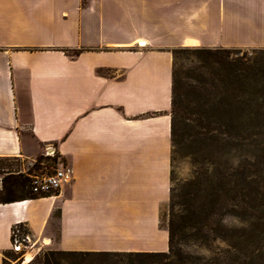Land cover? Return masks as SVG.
Returning <instances> with one entry per match:
<instances>
[{
	"label": "crops",
	"instance_id": "0c3cea01",
	"mask_svg": "<svg viewBox=\"0 0 264 264\" xmlns=\"http://www.w3.org/2000/svg\"><path fill=\"white\" fill-rule=\"evenodd\" d=\"M180 47L264 49V0H0V159L54 147L72 172L54 195L0 204V264L16 225L33 255L41 240L167 252Z\"/></svg>",
	"mask_w": 264,
	"mask_h": 264
},
{
	"label": "trees",
	"instance_id": "16d2710c",
	"mask_svg": "<svg viewBox=\"0 0 264 264\" xmlns=\"http://www.w3.org/2000/svg\"><path fill=\"white\" fill-rule=\"evenodd\" d=\"M177 51H171L173 58ZM194 52L205 54V120L180 93V80L172 69L170 155L189 143L229 138L237 141L239 149L230 172L223 171L215 157L205 162V168L197 167V174L179 194L173 196L170 189L166 225L165 216H160L168 232L165 253L49 252L41 264L71 259L111 264H252L264 260V49L241 53L240 49L200 48ZM65 53L77 55L75 51ZM15 160L18 158L0 159V204L51 196L34 195L30 174L3 164ZM55 161L39 157L28 171L50 170ZM225 218L235 220L238 226H226ZM26 236L22 225L14 226L11 244ZM181 241L199 244L211 256L184 254L177 248ZM214 242L224 248H213Z\"/></svg>",
	"mask_w": 264,
	"mask_h": 264
},
{
	"label": "rangeland",
	"instance_id": "374dc122",
	"mask_svg": "<svg viewBox=\"0 0 264 264\" xmlns=\"http://www.w3.org/2000/svg\"><path fill=\"white\" fill-rule=\"evenodd\" d=\"M200 49L196 47H180L174 54L173 69L176 72V76L180 80V93L184 94L186 99L192 102L194 111L201 114V117L205 120V54H197L194 51ZM218 49V48H215ZM250 49H240L241 53ZM237 141L229 138H222L217 142L213 141H196L195 143H189L187 147L176 148L170 155V189L173 190V196L181 192V188L188 181H191L197 174L199 168H205V162L216 160L220 164L223 171L230 172L229 166L233 167L237 162L239 155V149L236 146ZM45 150L35 158H22L15 161H9L11 164L10 170L20 171L23 174H34L28 170L37 161L39 157H44ZM194 161L201 162L200 165H195ZM201 166V167H200ZM6 171V170H5ZM45 171H50L44 170ZM197 171V172H196ZM196 172V174H195ZM39 173V172H38ZM1 178V175H0ZM177 199H174V202ZM175 210H177L175 208ZM169 211V202L163 207L161 214H163L164 222L166 225V215ZM224 224L226 226H238V223L231 219L225 218ZM26 239V238H25ZM24 239V240H25ZM35 241L34 245L37 244ZM31 241L27 238L22 245H19V251H14L10 248V252L5 254V258L9 261L8 264H41L45 255L49 252H60L54 245H45L44 241L38 243V250L33 255L29 250L32 248ZM213 248L222 250L224 245L220 242H214ZM177 248L184 254L193 256H199L203 258H209L211 255L205 247L200 246L188 241H181L177 244ZM30 253L32 259L29 263L25 262V256ZM25 262V263H24ZM58 264H111L107 262L96 263L92 260L84 261L80 263L76 259L60 260ZM252 264H264V260L256 259Z\"/></svg>",
	"mask_w": 264,
	"mask_h": 264
},
{
	"label": "built area",
	"instance_id": "2783aa9c",
	"mask_svg": "<svg viewBox=\"0 0 264 264\" xmlns=\"http://www.w3.org/2000/svg\"><path fill=\"white\" fill-rule=\"evenodd\" d=\"M44 158H56L54 167L50 168V171H39V173L28 175L31 182V191L37 196L54 195L72 181V172L69 165L62 160L54 147L46 148ZM25 238L27 239L28 237L26 236ZM24 239L21 241L15 239L11 244V249L19 251L18 246L25 242L26 239Z\"/></svg>",
	"mask_w": 264,
	"mask_h": 264
},
{
	"label": "bare ground",
	"instance_id": "6f19581e",
	"mask_svg": "<svg viewBox=\"0 0 264 264\" xmlns=\"http://www.w3.org/2000/svg\"><path fill=\"white\" fill-rule=\"evenodd\" d=\"M143 45V44H142ZM44 241V244L45 245H48L49 244V241L48 240H43ZM31 259H32V255L31 254H27L26 256H25V262L26 263H29L30 261H31ZM24 262V263H25Z\"/></svg>",
	"mask_w": 264,
	"mask_h": 264
}]
</instances>
